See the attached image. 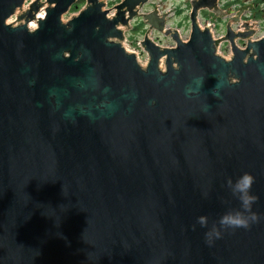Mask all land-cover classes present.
I'll use <instances>...</instances> for the list:
<instances>
[{
    "label": "water",
    "instance_id": "95a60500",
    "mask_svg": "<svg viewBox=\"0 0 264 264\" xmlns=\"http://www.w3.org/2000/svg\"><path fill=\"white\" fill-rule=\"evenodd\" d=\"M79 1L0 0V264H264V38L213 39L198 18L226 17L219 0L190 2L187 41L141 13L153 0L63 22ZM137 21L144 68L122 46ZM243 173L258 221L209 244L197 218L238 208L225 183Z\"/></svg>",
    "mask_w": 264,
    "mask_h": 264
},
{
    "label": "rangeland",
    "instance_id": "374dc122",
    "mask_svg": "<svg viewBox=\"0 0 264 264\" xmlns=\"http://www.w3.org/2000/svg\"><path fill=\"white\" fill-rule=\"evenodd\" d=\"M122 0H104V4L106 5L103 10L108 11L109 9L115 7L116 5L120 4ZM190 1L192 0H154L151 2L148 6L145 7L144 11L142 13H148L151 12L155 9V5L158 6V9L162 10V12L169 13L167 19L168 27L172 29H176L179 31L181 39L183 41H187L189 39V35L191 32V26L189 23V19L187 18L188 15L190 14ZM223 3V9H227V7L234 8L239 5H236V0H222ZM238 1V0H237ZM87 0H83L82 3L80 1L78 2L81 4V8L77 11H69V13L63 17V22H67L70 20L72 17L76 16L82 9L85 8ZM244 4L243 5H249L253 3V0H242ZM115 13L114 9L110 10L109 16L111 17ZM231 15L228 17H223L222 19L220 18V22H217V20L214 18L213 15L209 14H204L202 12L200 18H199V25L203 28L205 27V22L207 21L206 24H211L215 23L216 27L212 31V36L215 39L221 38L226 34V23L236 15V12H229ZM44 12L41 11L40 14L38 15L39 17H43ZM248 16V23L252 24H257V34H256V39L259 37H264V17L261 16H252L251 13L247 14ZM216 20V22H215ZM16 20L14 18L9 20V23L15 24ZM133 28L131 31H128L125 34V41L122 42L123 48L130 54H138L137 60L140 63L141 66L146 67L147 62H148V56L146 53L143 52L141 48V43L143 41L144 36L148 33V29L146 26L140 22L137 21L132 24ZM31 30H34L37 27V24L32 22L29 25ZM235 29V26L234 28ZM259 29V30H258ZM149 38L158 46L161 48H171L174 47L175 44L169 39L164 37L162 34H159L157 32H151L149 34ZM249 40H252L250 38ZM245 43L248 44V40L245 39ZM237 46L239 48H243L244 45H241L240 42L237 41ZM247 46V45H246ZM218 53L221 57L225 58L226 60H230L232 57V52H231V45L228 42V44H223L221 43ZM161 68L162 71H165L166 67L165 64H163Z\"/></svg>",
    "mask_w": 264,
    "mask_h": 264
},
{
    "label": "clouds",
    "instance_id": "9594fccd",
    "mask_svg": "<svg viewBox=\"0 0 264 264\" xmlns=\"http://www.w3.org/2000/svg\"><path fill=\"white\" fill-rule=\"evenodd\" d=\"M254 177L249 173H243L235 181L231 178L226 180L225 187L230 195L238 201L239 207L229 209L219 220L209 225L208 218L201 216L197 218V224L206 229L204 238L207 243L219 239L222 232L227 230L246 229L258 221V215L253 211V205L257 197L252 194Z\"/></svg>",
    "mask_w": 264,
    "mask_h": 264
},
{
    "label": "flooded vegetation",
    "instance_id": "af4514ba",
    "mask_svg": "<svg viewBox=\"0 0 264 264\" xmlns=\"http://www.w3.org/2000/svg\"><path fill=\"white\" fill-rule=\"evenodd\" d=\"M241 4H244V2H242V0H236V5H239V10L236 12V16L233 19H230V21H228V23H226V28L228 25H231L232 29L235 26V29H233L236 33L240 32V33H246V32H250V31H254L255 34L252 37L251 42H255V41H259L260 39L264 38V37H259V39L257 40L256 34H257V24H254L252 26V28H249V23H248V13H251L252 16H261L264 17V0H253L252 4L249 5H243L241 6ZM227 9L229 10V7H227ZM229 12V11H228ZM242 13L241 17L239 18L238 14ZM238 19H240V22L237 21ZM233 20V21H232ZM235 21H237V23H235ZM244 23L248 24V28H244L243 25ZM259 30V29H258ZM170 39V38H169ZM256 39V40H255ZM171 40V39H170ZM237 41L241 43V45H244L243 48L241 49H245L247 43H245V40L243 39H238L236 40V44ZM250 40H248L249 42ZM228 44V41L223 42V44Z\"/></svg>",
    "mask_w": 264,
    "mask_h": 264
},
{
    "label": "built area",
    "instance_id": "2783aa9c",
    "mask_svg": "<svg viewBox=\"0 0 264 264\" xmlns=\"http://www.w3.org/2000/svg\"><path fill=\"white\" fill-rule=\"evenodd\" d=\"M33 2H34V0H26L25 4H24V6H23V10H24V11L28 10L29 7H30V4L33 3ZM219 3H220V8L223 9V5H222L223 1H221V2H219ZM209 15H211V14H209ZM215 22H216V20H215ZM207 27L210 29V31H211V33H212V31H213V29L216 27V25H215V23H211V24H207ZM204 28H205V27H204ZM216 28H217V27H216ZM213 38H214V37H213ZM214 39H215V38H214ZM135 56L137 57L138 54H135Z\"/></svg>",
    "mask_w": 264,
    "mask_h": 264
},
{
    "label": "trees",
    "instance_id": "16d2710c",
    "mask_svg": "<svg viewBox=\"0 0 264 264\" xmlns=\"http://www.w3.org/2000/svg\"><path fill=\"white\" fill-rule=\"evenodd\" d=\"M82 2H83V0H80V3H82ZM80 3H79V5L77 4L76 6H73L72 9H71V11L74 12V11L79 10L81 8V6H80L81 4Z\"/></svg>",
    "mask_w": 264,
    "mask_h": 264
},
{
    "label": "bare ground",
    "instance_id": "6f19581e",
    "mask_svg": "<svg viewBox=\"0 0 264 264\" xmlns=\"http://www.w3.org/2000/svg\"><path fill=\"white\" fill-rule=\"evenodd\" d=\"M112 17V16H111ZM204 29V28H203ZM138 61V60H137ZM140 64V63H139ZM163 64H165L163 61H161V63H160V69L161 68H163L162 66H163ZM165 67H166V65H165ZM166 69V68H165ZM166 71V70H165Z\"/></svg>",
    "mask_w": 264,
    "mask_h": 264
}]
</instances>
